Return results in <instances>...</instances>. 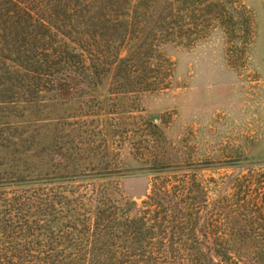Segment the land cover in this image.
<instances>
[{"label": "trees", "instance_id": "obj_1", "mask_svg": "<svg viewBox=\"0 0 264 264\" xmlns=\"http://www.w3.org/2000/svg\"><path fill=\"white\" fill-rule=\"evenodd\" d=\"M189 12L200 21L186 24ZM215 12L229 42L249 41L238 0H0V103L107 75L119 91L168 87L162 48L188 45L184 30ZM234 168L155 174L138 201L117 184L9 183L0 264H264V169Z\"/></svg>", "mask_w": 264, "mask_h": 264}, {"label": "rangeland", "instance_id": "obj_2", "mask_svg": "<svg viewBox=\"0 0 264 264\" xmlns=\"http://www.w3.org/2000/svg\"><path fill=\"white\" fill-rule=\"evenodd\" d=\"M238 1L251 17L249 41L229 42L215 12V23L184 30L188 45L162 48L172 61L168 87L119 91L107 75L0 103V189L106 183L138 201L155 174L264 169V0Z\"/></svg>", "mask_w": 264, "mask_h": 264}]
</instances>
